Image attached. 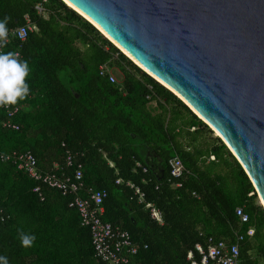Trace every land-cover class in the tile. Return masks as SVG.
Returning a JSON list of instances; mask_svg holds the SVG:
<instances>
[{
  "label": "trees",
  "instance_id": "obj_1",
  "mask_svg": "<svg viewBox=\"0 0 264 264\" xmlns=\"http://www.w3.org/2000/svg\"><path fill=\"white\" fill-rule=\"evenodd\" d=\"M5 16L9 30L27 20L35 29L21 46L13 38L4 48L20 51L31 73L29 95L13 119L19 131L0 128V156L30 152L46 171L63 165L62 143L78 153L85 184L107 191L103 219L127 230L138 248L133 264H190L189 253L200 260L195 246L206 250L209 239L232 245L250 228L254 236L239 244V264H264V210L250 180L182 101L62 0H0V20ZM100 67L117 68L119 81L100 76ZM149 153L159 161L158 177L146 165ZM175 157L186 170L179 188L169 182ZM37 184L0 161V255L9 264H101L89 230L68 207L71 198L43 188L40 201ZM19 230L36 236L32 247L21 246Z\"/></svg>",
  "mask_w": 264,
  "mask_h": 264
},
{
  "label": "water",
  "instance_id": "obj_2",
  "mask_svg": "<svg viewBox=\"0 0 264 264\" xmlns=\"http://www.w3.org/2000/svg\"><path fill=\"white\" fill-rule=\"evenodd\" d=\"M62 1L201 117L264 210V0Z\"/></svg>",
  "mask_w": 264,
  "mask_h": 264
},
{
  "label": "built area",
  "instance_id": "obj_3",
  "mask_svg": "<svg viewBox=\"0 0 264 264\" xmlns=\"http://www.w3.org/2000/svg\"><path fill=\"white\" fill-rule=\"evenodd\" d=\"M36 9L39 13L41 12L39 6ZM34 29L27 20L25 26L10 30L7 45L14 38L21 46L27 40L28 33ZM4 48L0 51L4 52ZM14 52L22 59L20 51ZM99 71L100 76H107L111 83L116 81L113 73L106 67H100ZM0 112L4 115L3 118H0V128L7 131H19L20 126L13 121L14 117L20 112L19 106L0 107ZM61 148L64 150L63 165L53 163L48 171L39 168L37 159L30 152L17 153L13 151L2 154L0 161L12 163L19 171L24 172L37 182L38 184L33 189V193L38 195L40 201L44 200L43 188L57 190L63 196L71 198L68 207L77 210L81 226L89 230L94 257L98 262L101 264H133L132 258L136 256L138 248L133 243L130 234L102 218L104 215L103 202L107 198V191L95 190L93 187L87 186L84 182L83 166L78 162V153L67 149L64 143H62ZM136 166L140 167V164L137 163ZM168 168L169 182H173L176 188L181 187L180 180L186 173L181 160L177 157L170 159ZM146 170V168H143L144 172ZM116 183L118 184L120 181ZM128 186L134 188L133 185L128 184ZM135 193L139 195L140 199L143 198V194L138 188ZM147 207L151 206L147 205ZM151 212L155 220L161 221L160 213L154 209ZM235 214L241 223H248V216L242 208H237ZM253 236L254 230L250 228L245 235L236 234L237 243L232 245L227 244L225 241L213 242L209 239L206 250L199 245L195 246L200 255L199 261L194 259L192 253L188 254L187 260L190 264H239V244L245 240V237L252 238Z\"/></svg>",
  "mask_w": 264,
  "mask_h": 264
},
{
  "label": "clouds",
  "instance_id": "obj_4",
  "mask_svg": "<svg viewBox=\"0 0 264 264\" xmlns=\"http://www.w3.org/2000/svg\"><path fill=\"white\" fill-rule=\"evenodd\" d=\"M10 21L9 16L0 20V49L7 45ZM30 73L27 60L20 59L14 51H0V107L17 105L28 97ZM19 240L23 248H30L34 245L36 236L19 230ZM0 264H9L7 256L0 255Z\"/></svg>",
  "mask_w": 264,
  "mask_h": 264
},
{
  "label": "crops",
  "instance_id": "obj_5",
  "mask_svg": "<svg viewBox=\"0 0 264 264\" xmlns=\"http://www.w3.org/2000/svg\"><path fill=\"white\" fill-rule=\"evenodd\" d=\"M18 106H19V108H20V110H22V106H21V103L19 102L18 104H17ZM149 155H151V157H149V160H150V163H151V165L153 166V168H154V171H155V173L156 172H160L161 173V171H160V169H159V161H158V159H157V157H155V155L154 154H152V153H149ZM54 163H56V162H54ZM46 171H48V170H46ZM89 187H92V186H89ZM93 189H95L94 187H93ZM148 205H150V204H148ZM151 207H147V208H151V210L152 209H154L155 211H157L154 207H152V205H150ZM158 212V211H157ZM159 213V212H158ZM160 217H161V214H160ZM103 218V217H102ZM151 218L152 219H154L153 217H152V212H151ZM104 220V219H103ZM155 220V219H154ZM157 221V220H156ZM158 222H161V221H158ZM115 226H119V225H115ZM120 227V226H119ZM120 228H122V227H120ZM123 229V228H122ZM125 230V229H124ZM127 231V230H126ZM128 232V231H127ZM129 233V232H128Z\"/></svg>",
  "mask_w": 264,
  "mask_h": 264
},
{
  "label": "rangeland",
  "instance_id": "obj_6",
  "mask_svg": "<svg viewBox=\"0 0 264 264\" xmlns=\"http://www.w3.org/2000/svg\"><path fill=\"white\" fill-rule=\"evenodd\" d=\"M111 70H112L113 74L116 76L117 80L119 81V77H121V73L119 72V70L117 68H112ZM213 136L216 137V133L213 132ZM210 160H213V157H211Z\"/></svg>",
  "mask_w": 264,
  "mask_h": 264
},
{
  "label": "bare ground",
  "instance_id": "obj_7",
  "mask_svg": "<svg viewBox=\"0 0 264 264\" xmlns=\"http://www.w3.org/2000/svg\"><path fill=\"white\" fill-rule=\"evenodd\" d=\"M199 117V116H198ZM201 119V117H199Z\"/></svg>",
  "mask_w": 264,
  "mask_h": 264
}]
</instances>
